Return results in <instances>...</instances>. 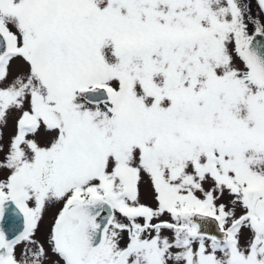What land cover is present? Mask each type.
<instances>
[{"label":"snow or ice","instance_id":"obj_1","mask_svg":"<svg viewBox=\"0 0 264 264\" xmlns=\"http://www.w3.org/2000/svg\"><path fill=\"white\" fill-rule=\"evenodd\" d=\"M0 264H264V0H0Z\"/></svg>","mask_w":264,"mask_h":264},{"label":"flooded vegetation","instance_id":"obj_2","mask_svg":"<svg viewBox=\"0 0 264 264\" xmlns=\"http://www.w3.org/2000/svg\"><path fill=\"white\" fill-rule=\"evenodd\" d=\"M50 215H51V214H49V216H48V217H46V219H45V225H44V227H46V226H47L48 220L50 219Z\"/></svg>","mask_w":264,"mask_h":264}]
</instances>
